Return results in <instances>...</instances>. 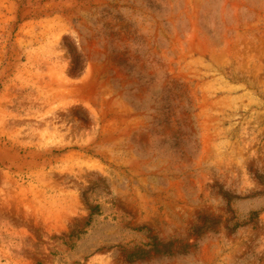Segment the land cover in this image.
Masks as SVG:
<instances>
[{
	"label": "rangeland",
	"instance_id": "obj_1",
	"mask_svg": "<svg viewBox=\"0 0 264 264\" xmlns=\"http://www.w3.org/2000/svg\"><path fill=\"white\" fill-rule=\"evenodd\" d=\"M0 264H264V0H0Z\"/></svg>",
	"mask_w": 264,
	"mask_h": 264
},
{
	"label": "trees",
	"instance_id": "obj_2",
	"mask_svg": "<svg viewBox=\"0 0 264 264\" xmlns=\"http://www.w3.org/2000/svg\"><path fill=\"white\" fill-rule=\"evenodd\" d=\"M164 83L165 86H167L168 84L170 85V87L167 88L166 93L168 94L166 96V100L171 97L173 100V103L175 104V108H173V110L176 109V120L175 123L182 126L183 128H185V130H187V136H186V141L187 144L185 145V148L182 151V154L185 155H192L193 151L196 149V139L194 137V127H193V122L192 119L193 117L190 115V112L192 110V101L190 99L189 96V92L187 91L185 85L182 82L176 81L172 78H168L165 77L164 78ZM164 88V87H163ZM162 88V89H163ZM164 100V98L162 99ZM160 111L162 112V118L166 119L165 116L166 113L168 114L169 109L168 106L167 108H161ZM164 128L168 126V121L164 120ZM192 130V131H191ZM176 134V131L174 132ZM180 136H177V134L175 135V139H179Z\"/></svg>",
	"mask_w": 264,
	"mask_h": 264
}]
</instances>
